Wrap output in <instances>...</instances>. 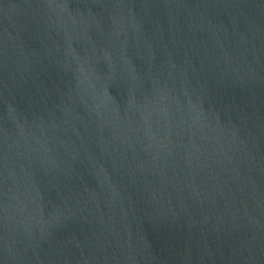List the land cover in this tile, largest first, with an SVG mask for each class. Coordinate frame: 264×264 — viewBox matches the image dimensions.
Instances as JSON below:
<instances>
[{
	"label": "water",
	"instance_id": "obj_1",
	"mask_svg": "<svg viewBox=\"0 0 264 264\" xmlns=\"http://www.w3.org/2000/svg\"><path fill=\"white\" fill-rule=\"evenodd\" d=\"M0 264H264V0H0Z\"/></svg>",
	"mask_w": 264,
	"mask_h": 264
}]
</instances>
